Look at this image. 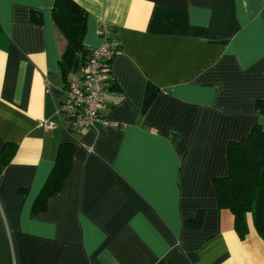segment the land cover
<instances>
[{"label":"crops","instance_id":"obj_1","mask_svg":"<svg viewBox=\"0 0 264 264\" xmlns=\"http://www.w3.org/2000/svg\"><path fill=\"white\" fill-rule=\"evenodd\" d=\"M75 1L83 44L107 25L117 46L101 115L118 126L75 133L57 114L54 0H0V264H264L251 215L240 238L214 183L228 143L264 128V0ZM63 142L70 170L33 212Z\"/></svg>","mask_w":264,"mask_h":264},{"label":"trees","instance_id":"obj_2","mask_svg":"<svg viewBox=\"0 0 264 264\" xmlns=\"http://www.w3.org/2000/svg\"><path fill=\"white\" fill-rule=\"evenodd\" d=\"M51 15L65 41L59 64L66 86L69 73L84 66L90 54V47L83 44L87 12L75 0H54ZM31 18L36 22L41 20L40 14L36 12H32ZM109 81L110 87L112 78ZM155 93L154 86L148 84L144 109L149 106ZM256 106L264 112V100H257ZM14 150V145L9 147L8 158ZM72 152V143L63 142L59 145L54 165L34 200L33 212L45 210L49 196L62 187L71 167ZM227 162L228 173L214 180L219 207L232 213L234 229L240 238H244L247 233L246 218L250 214L256 232L264 239V128L255 124L238 140L230 141L227 145ZM198 223L199 216L190 221L189 225Z\"/></svg>","mask_w":264,"mask_h":264},{"label":"built area","instance_id":"obj_3","mask_svg":"<svg viewBox=\"0 0 264 264\" xmlns=\"http://www.w3.org/2000/svg\"><path fill=\"white\" fill-rule=\"evenodd\" d=\"M100 41L90 47V54L84 66L69 73L64 89L65 98L57 107V114H64L68 120V129L79 133L83 129L100 122L105 127H116L118 122L101 115L103 96L109 88L111 74L110 62L117 51L116 44L110 38V28L102 25L98 30ZM46 129L52 123H41Z\"/></svg>","mask_w":264,"mask_h":264}]
</instances>
